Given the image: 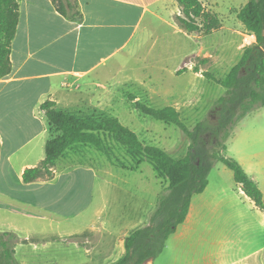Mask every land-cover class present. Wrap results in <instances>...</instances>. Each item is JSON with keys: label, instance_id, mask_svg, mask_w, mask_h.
<instances>
[{"label": "crops", "instance_id": "0c3cea01", "mask_svg": "<svg viewBox=\"0 0 264 264\" xmlns=\"http://www.w3.org/2000/svg\"><path fill=\"white\" fill-rule=\"evenodd\" d=\"M18 2L19 24L10 56L12 72L0 80V205L14 200L8 178L11 175L18 177L22 185L41 184L59 191L54 203L60 206L62 193H68L64 200L70 197V202L65 201L63 206L71 212L35 200L32 208L43 213L45 219L50 216L69 220L77 217L72 213L77 176H87V205L91 208L98 174L91 165L63 164L66 152L53 168L54 179L23 182L24 171L39 166L46 157L50 134L41 105L51 101L57 109L74 111L80 105L94 104V88L104 90V83L116 77L108 75L110 64L151 34L145 23L147 18L163 20L170 8L179 14L180 7L177 0H78L84 15L79 24L59 14L51 0ZM77 148L74 146L73 154L83 156L85 151ZM237 153L227 156L241 164L260 188L264 201V150L245 149ZM139 166L123 170L136 174ZM95 211L99 213L98 209ZM150 219L151 216L144 227ZM90 227L93 240L88 251H95L101 260L110 258L114 241L110 244L108 234L95 230L92 224ZM134 231L120 236L122 252L117 261L126 253L125 240ZM18 237L22 240L19 245L31 239ZM48 237L51 236L43 235ZM148 264H264V210L246 195L234 173L217 163L205 191L192 199L186 220L168 238L163 253Z\"/></svg>", "mask_w": 264, "mask_h": 264}, {"label": "rangeland", "instance_id": "374dc122", "mask_svg": "<svg viewBox=\"0 0 264 264\" xmlns=\"http://www.w3.org/2000/svg\"><path fill=\"white\" fill-rule=\"evenodd\" d=\"M200 1L220 21L211 35L184 30L177 19L181 10L178 14L170 8L163 20L147 18L145 23L151 34L110 64L108 75L116 77L104 83V90L94 88V104L80 105L74 111L58 110L98 119H118L145 144L159 147L176 158L185 156L190 139L177 126L141 114L128 97L135 95L138 101L154 108H176L190 130L198 123L212 125L217 121L219 100L226 95V89L202 73L224 79L239 62L244 49L255 41L237 18L248 0ZM195 67L200 69L198 74L193 70ZM182 69L186 71L179 74ZM206 140L208 146L215 142L212 135ZM226 144L229 156L245 149L264 150V107H257L240 120ZM105 145L111 160L92 146H78L77 149L85 151L83 156L73 154L74 147L68 149L62 160L67 166L91 165L98 174L91 208L87 205L90 198L87 176H77V189L72 193L75 199L72 213L73 217L77 214L76 218H43V213L32 208V201L57 205L54 201L59 191L41 184L22 185L18 177L8 175L14 200L0 205V232L31 238L15 248L20 264H117L122 252L120 236L128 230L143 228L147 218L157 211L159 196L167 192L168 182L158 176L149 162L142 163L136 174L126 172L123 167L136 166L134 159L109 138H105ZM109 160L116 166L109 164ZM62 197V206L55 208L71 212L63 206L65 201L70 202V197L64 200L68 193L63 192ZM91 224L95 230L109 235L110 244L114 241L110 258L101 260L95 251H88L93 240Z\"/></svg>", "mask_w": 264, "mask_h": 264}, {"label": "trees", "instance_id": "16d2710c", "mask_svg": "<svg viewBox=\"0 0 264 264\" xmlns=\"http://www.w3.org/2000/svg\"><path fill=\"white\" fill-rule=\"evenodd\" d=\"M51 1L64 18L83 23L84 15L78 0ZM177 2L182 13L177 17L179 25L188 33L202 32L208 36L220 26L218 17L206 11L200 0ZM19 16L18 0H0V80L12 72L10 56ZM237 18L246 31L255 36V42L244 49L239 62L224 79H217L209 72L202 73L226 89V95L219 100L220 108L214 124L198 123L190 130L176 108H154L138 101L135 95L128 97L141 114L177 126L190 139L189 150L183 157H173L159 147L145 144L118 119H98L60 111L51 101L41 105L48 121L50 139L42 163L24 171L22 178L25 184L39 179H54L53 168L57 161L74 146H92L111 160L105 138L123 147L136 166L149 162L158 176L168 182L167 192L159 196L158 209L149 225L126 238V253L117 264H147L163 253L168 238L186 220L192 199L207 188L209 174L218 162L234 173L236 182L246 195L264 210L260 188L237 160L227 156L226 144L240 120L257 107H264V0H248L238 11ZM193 70L200 72L198 67ZM184 71L186 69L180 70L179 74ZM209 135L215 140L212 146H208L206 140ZM21 242L13 232H0V264H20L15 248Z\"/></svg>", "mask_w": 264, "mask_h": 264}]
</instances>
